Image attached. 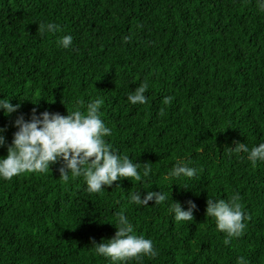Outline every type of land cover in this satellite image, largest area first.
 Returning a JSON list of instances; mask_svg holds the SVG:
<instances>
[{
  "label": "trees",
  "instance_id": "1",
  "mask_svg": "<svg viewBox=\"0 0 264 264\" xmlns=\"http://www.w3.org/2000/svg\"><path fill=\"white\" fill-rule=\"evenodd\" d=\"M41 22L57 30L41 31ZM64 35L68 49L58 43ZM141 82L147 102L132 104L127 96ZM3 96L20 104L0 115L6 144L18 114L27 119L35 107L64 115L75 100L99 97L111 148L152 171L98 193L82 177L59 180V162L0 180V264H110L92 244L114 235L117 212L157 250L127 264H264V162L253 166L225 148L264 142V11L256 0H0ZM178 160L199 171L166 187L162 177ZM148 190L169 192L182 210L191 201L193 220L175 221L170 200L129 201ZM234 193L248 219L225 245L205 202Z\"/></svg>",
  "mask_w": 264,
  "mask_h": 264
},
{
  "label": "clouds",
  "instance_id": "2",
  "mask_svg": "<svg viewBox=\"0 0 264 264\" xmlns=\"http://www.w3.org/2000/svg\"><path fill=\"white\" fill-rule=\"evenodd\" d=\"M256 7L264 11V0H256ZM39 27L48 33L57 30L52 22H41ZM58 43L60 47L68 49L72 45V37L64 35ZM148 87V82H141L127 96V100L132 104H145L147 98L144 93ZM169 100L165 98V103ZM101 103L99 97L86 104L77 99L71 110L64 115L48 110L37 113L35 107L30 110L27 119L22 113L18 114L12 122L15 131L9 144L5 143L3 135L7 126L0 127V147L6 151V155L0 157V180H11L14 176L26 173H44L57 162L60 164L57 168L59 180L67 182L70 176L82 177L86 191L91 193L104 191V187L122 178L141 180L142 177H149L152 171L150 163L145 162L141 167L140 163H134L127 156L118 155L106 141L105 138L111 135V128L101 119ZM19 107V103H10L9 98H0V115L8 116L17 112ZM225 148L229 153H245L253 166L258 161L264 162V142L251 148L244 143H236L234 148ZM189 164L184 160L176 161L163 175L161 183L169 187L178 178H193L199 170ZM169 200L171 203L168 211L175 221L193 220L195 204L186 201L187 207L182 210L179 202L170 199L169 192L148 190L142 196L141 192H132L129 197V201L137 205H147L149 201L160 204ZM205 203V213L213 218L215 228L224 233L223 244L228 245L232 238L242 234L248 214L242 209L238 193L232 194L227 200L209 198ZM113 227L115 232L110 239L92 244L98 256L107 259L110 264H127L129 260L156 257L157 250L153 241L143 235H136L126 215L115 213ZM236 264H247V261L238 257Z\"/></svg>",
  "mask_w": 264,
  "mask_h": 264
}]
</instances>
